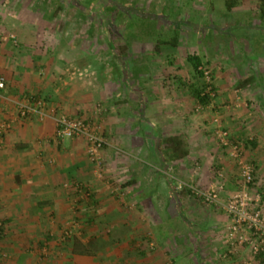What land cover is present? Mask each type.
Wrapping results in <instances>:
<instances>
[{"label":"crops","instance_id":"crops-1","mask_svg":"<svg viewBox=\"0 0 264 264\" xmlns=\"http://www.w3.org/2000/svg\"><path fill=\"white\" fill-rule=\"evenodd\" d=\"M263 3L264 0H226V12L238 15L236 23L243 29L242 42H247L251 33L264 36ZM11 22L16 21L8 16L0 21V76L6 79L0 92V219L5 225L4 238L21 242L15 258L24 260L35 253L47 257L53 248L50 244L56 242H64L73 256V240L81 237L87 242L92 236L87 226L98 228L103 221H109L124 226L134 236L132 242L140 237L148 243L149 257L159 259L157 264H169L167 257L176 254L169 253L167 241L161 240L162 251L158 252L152 250L155 245L150 240L151 215L157 217L151 210L155 195L149 185H153V178H166L174 197L167 208L177 216L195 205L192 200L186 205L180 189L182 181L210 190L221 187L226 197L243 188L235 161L219 152V147L210 149V153L219 119L232 139L243 145L256 179L264 178V55L259 57L258 71L240 76L232 87L230 77L228 80L217 73L212 85L216 90L214 97L207 105L198 101L197 112L203 116L187 119L192 110L186 100L189 97L185 98L182 89L169 92L167 80L155 79L147 61L141 64L143 72L135 77L125 75V81L121 78L105 84L104 90L93 92L95 86L85 75L86 61L47 60L52 45L47 37L49 30H31ZM214 23L218 28H230L223 19ZM8 34L14 35L17 43L6 41L3 35ZM258 44L264 51L263 41ZM244 46L242 43L243 52ZM245 63V72H250L248 61ZM118 94L121 99L117 102ZM123 94L128 98L122 99ZM240 97L248 101L247 106L238 105ZM37 101H44L45 108H38ZM24 103L45 116L30 112L22 117L20 105ZM52 111L98 128L107 141L101 167L91 161L85 139L57 138ZM4 125L7 128L2 131ZM186 150L189 155L179 158ZM188 194L196 197L192 192ZM224 215L217 217L228 227L229 219ZM210 229L209 236L202 235L201 229L194 231L198 235L192 240L199 242V253H204L203 259L210 264L225 263L230 254L226 228L223 227V236L218 235L217 228ZM104 231L96 233L102 236ZM111 233L106 232L108 236ZM182 238L186 241L185 236ZM215 241L219 249L217 244L208 247ZM213 247L214 253L207 255ZM249 249L243 254L250 257L251 264H261L262 258L251 257ZM226 252L229 253L225 255ZM243 264H247L245 260Z\"/></svg>","mask_w":264,"mask_h":264},{"label":"rangeland","instance_id":"rangeland-1","mask_svg":"<svg viewBox=\"0 0 264 264\" xmlns=\"http://www.w3.org/2000/svg\"><path fill=\"white\" fill-rule=\"evenodd\" d=\"M212 2L214 7L211 6ZM112 4L117 5L122 11L124 15L122 20L106 17L105 9ZM227 8L226 0H0V21L8 16L12 21H16L11 23L21 24L31 30L33 28L48 29L50 33L47 37L48 40H51L52 45L48 56H46L47 60L86 61L85 67L88 68V71L85 75L90 79L92 86H95L93 92L104 90L105 84L116 83L121 78L125 81V75L130 77L138 74L142 67L141 64L147 61L148 67H152L155 79L160 81L161 78H165L167 80L166 85L169 92L178 88L185 92V98L189 97L186 100L190 103L189 108L192 110H190L189 117L186 118L192 119L197 115L203 116V113L197 112L200 105L195 97V87L201 88L207 83L205 77L201 78L188 62L189 56L198 55L202 58L203 68L211 73L212 85H214L215 76L220 73L225 78L227 76L228 80L230 77L232 87V83L240 76L244 78L247 74L249 76L252 73L255 74L259 69V57L264 55V51L259 48L260 44H258L260 41L264 43V36L251 33L249 40L242 42L243 33L240 30L243 29L236 23L238 15L230 14L229 10L226 12ZM139 19H149L152 25L143 26ZM222 19L230 24V28L224 27V25L217 27L218 25L214 22L222 21ZM128 21H132L134 26L126 28L125 23ZM153 28L155 32L163 33L164 36L160 37L162 40L171 41L175 37V33L180 34L178 48L173 46L159 48L156 45L159 36ZM216 30L218 31L216 32ZM112 31L114 33H111ZM8 35H3V37ZM127 38H131V42L125 56L122 54L121 47H124ZM241 42L243 45L245 44L244 52L241 50ZM29 52L31 50L27 53ZM246 61H248V68L251 70L247 73L245 72ZM139 77L141 76L139 75ZM130 81L132 83V80ZM160 83L154 82V85ZM237 89L238 87L235 90ZM124 95L122 99L128 98V96L125 98ZM120 97L119 94L115 95V101L118 102ZM244 104L247 106L248 101L240 97L238 105L242 107ZM217 124L219 128L214 129L216 140L212 139L214 143L209 147V150L213 151L219 147V152L230 157L229 150L221 145L220 138L218 139L216 134L219 130H229L224 128L221 119ZM229 138L230 141H234L230 134ZM230 160L233 159L230 157ZM235 165L238 170L239 166L236 162ZM238 172L240 173V169ZM153 181V185H149V188L155 197H149V199L152 198L151 210L157 217L151 215L150 233L153 236L150 237V240L155 245L152 250L156 249L161 252L160 243L164 239L167 241L165 244L169 247L168 249L175 250L169 253L176 254V256L167 257L169 264H210L208 259H203L206 255L199 253L200 250L196 246L199 242L192 239L198 235L195 233L196 230L200 229L202 235L209 236L212 233L211 227L213 230L217 228L218 235L222 233L221 236H223V227L226 230L227 227L223 226L217 215L225 216L224 214H226L229 225L232 221L230 216L221 209L207 206L199 198H194L188 193H182V195L187 201L186 205L188 201H194V209L186 208L182 216L172 215L167 207H169L173 195L166 178L156 176ZM256 181L255 186L252 185L249 190L252 194L261 196L264 210V178H257ZM182 182L196 186V183L191 184V181ZM260 184L261 187H259ZM173 186L176 187L177 183H174ZM184 189L188 188L184 187L183 191ZM241 190H237L231 195ZM187 220L193 224L190 225ZM0 224V264H155L159 260L149 257L148 243H144L145 241L140 240V237L139 241L132 242L134 236L127 233L124 226H117L109 221H103L98 228L96 225L87 226L86 230L92 234L87 242H84L80 236L81 239L73 240L72 249L75 258L71 256L64 242H56L54 245L50 244L53 248L51 249L52 253L51 251L47 252L49 256H40L35 253L34 256H31L32 258L21 260V258H15L18 256L17 248H21L19 247L21 242L7 241L6 236L5 238L3 236L5 225L2 219H0ZM100 230H105V235L100 236L96 233ZM108 231L112 232L111 236L106 234ZM183 236L186 237V241L182 240ZM187 238H189V242ZM217 242L209 243L208 247L216 245ZM75 243H77V247ZM22 244L26 245V243ZM226 244L230 245V255L235 257L228 259L229 256H227L226 262L222 261L219 264H243L244 260L247 264H251L250 257L247 259L248 257L243 254V251L250 248L248 244L238 247L237 244L233 246L227 240ZM218 245L216 249H219ZM87 247L92 253L90 256H78L77 253H74L76 248L79 251H86ZM213 249L215 247L211 248L207 255L213 254ZM227 253L229 252H226L225 255ZM251 254L250 256L253 257ZM220 259L223 260V257Z\"/></svg>","mask_w":264,"mask_h":264},{"label":"built area","instance_id":"built-area-1","mask_svg":"<svg viewBox=\"0 0 264 264\" xmlns=\"http://www.w3.org/2000/svg\"><path fill=\"white\" fill-rule=\"evenodd\" d=\"M6 41L13 40L17 43L14 35L4 38ZM204 71L206 79L207 92L214 97L212 91V76L210 71ZM6 86V79L0 76V92ZM37 107L44 109L46 104L44 101H37ZM22 117H27L31 112H38L28 103L20 105ZM57 124V138L60 140L83 138L88 144V154L91 161L99 167L103 164V152L106 148L107 141L101 132L93 124L82 120L73 119L67 115H56L51 112ZM44 115L43 113H40ZM45 116V115H44ZM2 131L6 130V126H2ZM221 145L229 150L230 157L237 163L240 169L243 188L238 193L226 197L218 189L204 190L197 186L180 183V189L188 188L191 192L204 202L207 206H213L223 210L231 218V224L226 230V239L233 246L242 247L249 245L251 253L257 257L264 252V210L263 201L260 195L252 194L250 187L255 181V171L253 165L248 162L244 156L243 145L230 141L229 132L225 130L217 131ZM222 177V173L219 175ZM1 230V224H0Z\"/></svg>","mask_w":264,"mask_h":264},{"label":"trees","instance_id":"trees-1","mask_svg":"<svg viewBox=\"0 0 264 264\" xmlns=\"http://www.w3.org/2000/svg\"><path fill=\"white\" fill-rule=\"evenodd\" d=\"M263 5H264V3H263ZM106 10V17L107 18H111L112 19V17H113V19L114 20H119V18L122 20L123 18H124V15H123V13H122V11L121 10H119V8H118V6L117 5H110L109 6V8H106L105 9ZM117 13H119L120 15H116ZM261 17L262 18H264V8L262 9V13H261ZM139 20H141V24L143 25V26H145V25H152V23H151V21L148 19V20H142V19H139ZM103 22H105V21H103ZM106 24H107V22H106ZM125 25H126V28H131L132 26H134V23L132 22V21H128L127 23H125ZM153 27V26H152ZM154 29V28H153ZM110 30V29H109ZM154 32H155V29H154ZM111 33H114L113 31L111 32ZM156 34H157V36H159L158 37V40L156 41L157 43H156V45L157 46H159V48L161 47V46H170V47H176V48H178V46H179V44H180V34H178V33H175L176 35H175V37L171 40V41H169V40H162L160 37H163L164 35H163V33L161 32L160 33V31H156L155 32ZM155 33H153V34H155ZM130 42H131V38H127L126 39V41H125V45H124V47H121V50H122V54H124L125 56H126V54L128 53L127 51L129 50V48H130ZM123 55V56H124ZM124 56V57H125ZM124 59V58H123ZM188 62L191 64V66L193 67V69L195 70V72L197 73V74H199V76L201 77V78H204L205 76H204V71H203V60H202V58L201 57H199L198 55H192V56H189L188 57ZM140 67V66H139ZM126 68H128L127 66H126ZM141 70H139V72H138V74H140L141 72H143V67H141L140 68ZM128 70V69H127ZM212 91L213 92H215L216 90H215V87H213L212 86ZM195 96H196V98H197V100L202 104V105H207L208 103H209V101L213 98V97H211V95L207 92V85H204V86H202L201 88L200 87H195ZM170 140H175V139H170ZM176 140H178V139H176ZM189 151L188 150H186V151H184L181 155L179 154V156H182V157H179V158H183V157H186V156H188L189 155ZM255 175V174H254ZM257 179H256V176H255V181H254V183H253V186H255V184H256V181ZM182 193H191V190L190 189H185ZM75 245H76V247H77V243H75ZM74 253H77L78 255L80 254L81 256H90V254H92L91 252H90V249H89V247H87L86 248V251H79V250H77V248L76 249H74ZM229 256V258L228 259H233L235 256H233V255H228ZM257 258H262L261 259V264H264V254H263V252L262 253H260L258 256H257Z\"/></svg>","mask_w":264,"mask_h":264}]
</instances>
